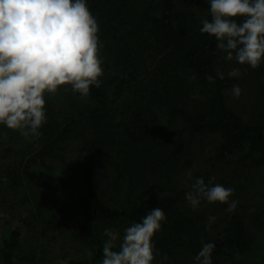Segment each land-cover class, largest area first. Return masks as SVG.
I'll list each match as a JSON object with an SVG mask.
<instances>
[{
    "label": "trees",
    "instance_id": "1",
    "mask_svg": "<svg viewBox=\"0 0 264 264\" xmlns=\"http://www.w3.org/2000/svg\"><path fill=\"white\" fill-rule=\"evenodd\" d=\"M86 3L103 45L101 87L87 100L70 85L46 93L39 137L0 125V220L11 213L52 227L68 217L59 198L72 195L81 252L69 264H102L105 229L123 236L160 207L166 221L152 241V264H195L201 241L215 244L213 264H264V191L250 206L239 195L248 177L264 174V64L227 61L201 33L208 0ZM234 67L239 78L227 76ZM189 170L191 184L215 177L231 187L235 210L204 200L189 207L182 180ZM209 216L216 217L210 231ZM24 235L20 226L0 235V264H38L25 253Z\"/></svg>",
    "mask_w": 264,
    "mask_h": 264
},
{
    "label": "clouds",
    "instance_id": "2",
    "mask_svg": "<svg viewBox=\"0 0 264 264\" xmlns=\"http://www.w3.org/2000/svg\"><path fill=\"white\" fill-rule=\"evenodd\" d=\"M208 2L210 20L202 21L200 31L215 39L224 59L253 70L264 64V0ZM98 32V21L86 0H0V125L26 139L39 137L47 123L46 93L54 97L59 89L69 91L65 86L70 85L74 94L87 100L91 87L100 88L104 61ZM216 75L225 79L219 70ZM227 76L239 78L240 67ZM207 79L215 83L212 76ZM241 94L239 85H234L232 96L238 99ZM214 180L211 177L206 184L196 179L185 194L187 205L196 209L202 200L218 202L233 212L234 190ZM215 220L208 217L206 230ZM165 221L163 209L157 207L127 227L122 237L105 229L102 264H152V241ZM214 248V243L201 241L195 264H213Z\"/></svg>",
    "mask_w": 264,
    "mask_h": 264
},
{
    "label": "rangeland",
    "instance_id": "3",
    "mask_svg": "<svg viewBox=\"0 0 264 264\" xmlns=\"http://www.w3.org/2000/svg\"><path fill=\"white\" fill-rule=\"evenodd\" d=\"M189 173L191 174L192 170L185 172L182 180L190 191L192 184ZM248 179L247 184L240 187L239 195L240 199L250 206L260 202V197L257 194L264 191V174L262 178L251 176ZM59 200L63 203V207H69L68 217L65 218L63 223H54L51 224L52 227L47 226L45 228L36 223L35 217H28L27 223L29 225H25L21 222L20 217H14V214L9 213L2 216L0 220V235L10 234V229L20 226L25 234L23 241L25 253L32 262L35 261L38 264H69V261L80 255L81 252V247L75 238L81 220L78 217L75 198L72 195L60 197ZM44 231H47V236H43ZM118 233L122 237L121 233Z\"/></svg>",
    "mask_w": 264,
    "mask_h": 264
}]
</instances>
